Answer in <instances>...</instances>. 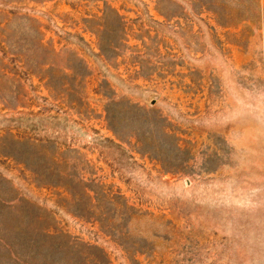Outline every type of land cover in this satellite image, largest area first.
<instances>
[{
    "label": "rangeland",
    "instance_id": "1",
    "mask_svg": "<svg viewBox=\"0 0 264 264\" xmlns=\"http://www.w3.org/2000/svg\"><path fill=\"white\" fill-rule=\"evenodd\" d=\"M0 264H264V0H0Z\"/></svg>",
    "mask_w": 264,
    "mask_h": 264
}]
</instances>
